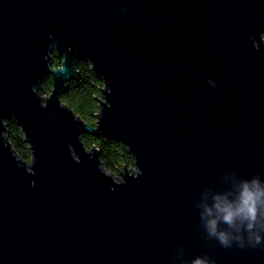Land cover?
<instances>
[{"label":"water","instance_id":"95a60500","mask_svg":"<svg viewBox=\"0 0 264 264\" xmlns=\"http://www.w3.org/2000/svg\"><path fill=\"white\" fill-rule=\"evenodd\" d=\"M263 34L264 0H0V264H264V231L226 248L204 214L264 188ZM80 59L103 82L94 124L60 101ZM85 132L133 167L114 178Z\"/></svg>","mask_w":264,"mask_h":264},{"label":"trees","instance_id":"16d2710c","mask_svg":"<svg viewBox=\"0 0 264 264\" xmlns=\"http://www.w3.org/2000/svg\"><path fill=\"white\" fill-rule=\"evenodd\" d=\"M52 53L50 64L58 66L59 60L56 54ZM51 82L50 75L47 74L42 77L41 94H49L52 86ZM102 85V80L95 75L90 63L80 59L77 61V74L67 82L65 90L60 95V101L70 107L82 120L88 124H94L99 110V102L96 98L102 96L99 89ZM3 124L5 126L4 133L14 151L21 159L29 160L28 144L15 119L12 116H4ZM80 139L87 148L95 146L98 149L99 160L104 169L110 173L118 174L125 167L133 165L132 155L121 141L89 132L81 133Z\"/></svg>","mask_w":264,"mask_h":264},{"label":"clouds","instance_id":"9594fccd","mask_svg":"<svg viewBox=\"0 0 264 264\" xmlns=\"http://www.w3.org/2000/svg\"><path fill=\"white\" fill-rule=\"evenodd\" d=\"M264 206V188L258 181L245 184L244 197L237 204L221 205L214 204L205 207L204 214L208 217L205 227L209 237H214L221 246L231 247L233 243L243 246L247 233L250 243L260 244L262 237L260 231H264V223L259 220L261 208ZM228 225L229 230L220 229L218 223ZM259 229V230H257ZM194 264H210L206 258H197Z\"/></svg>","mask_w":264,"mask_h":264},{"label":"rangeland","instance_id":"374dc122","mask_svg":"<svg viewBox=\"0 0 264 264\" xmlns=\"http://www.w3.org/2000/svg\"><path fill=\"white\" fill-rule=\"evenodd\" d=\"M263 37H264V34H263ZM26 161V163H27V165H29V163H30V159L29 160H25ZM131 167H133V165L131 166ZM130 167V168H131ZM133 169V168H132ZM113 176H114V178H116V179H118L119 177H120V173H113Z\"/></svg>","mask_w":264,"mask_h":264},{"label":"built area","instance_id":"2783aa9c","mask_svg":"<svg viewBox=\"0 0 264 264\" xmlns=\"http://www.w3.org/2000/svg\"><path fill=\"white\" fill-rule=\"evenodd\" d=\"M59 66V65H58ZM58 66H55V67H58ZM48 95V94H47ZM47 95H44V94H41L42 98L44 99Z\"/></svg>","mask_w":264,"mask_h":264},{"label":"flooded vegetation","instance_id":"af4514ba","mask_svg":"<svg viewBox=\"0 0 264 264\" xmlns=\"http://www.w3.org/2000/svg\"><path fill=\"white\" fill-rule=\"evenodd\" d=\"M52 52H54V51H52ZM52 52L50 53L51 57H52V54H53Z\"/></svg>","mask_w":264,"mask_h":264}]
</instances>
